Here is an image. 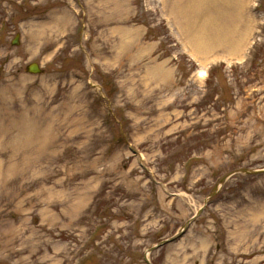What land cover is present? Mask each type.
Segmentation results:
<instances>
[{"label":"rangeland","instance_id":"rangeland-1","mask_svg":"<svg viewBox=\"0 0 264 264\" xmlns=\"http://www.w3.org/2000/svg\"><path fill=\"white\" fill-rule=\"evenodd\" d=\"M189 4L0 0V264H264V0Z\"/></svg>","mask_w":264,"mask_h":264},{"label":"bare ground","instance_id":"bare-ground-1","mask_svg":"<svg viewBox=\"0 0 264 264\" xmlns=\"http://www.w3.org/2000/svg\"><path fill=\"white\" fill-rule=\"evenodd\" d=\"M189 1L191 2V4H189V7H192L193 8L194 7V4L196 6L201 0H189ZM165 6L167 7V5H165V3H164V7ZM180 8H181V6H178L177 3L174 2L173 5L171 6V11L173 13H175V11H179ZM187 36L188 35H186V38L187 39L184 37L186 39L185 40V43L188 44V45H190L192 47L193 52H195L197 54L198 53L204 54V52L207 53V50H205L206 48L202 49L203 42L202 41L200 42V38L199 37H197L196 35H194L193 37H191V36L190 37H187ZM242 42H243L242 39L239 40V41H235V44L236 45L233 48V51L231 49H228V52L226 53V55L230 56V55L237 54L241 50V48H242ZM202 54L201 55L199 54L200 55V58H205V56L202 55Z\"/></svg>","mask_w":264,"mask_h":264},{"label":"water","instance_id":"water-1","mask_svg":"<svg viewBox=\"0 0 264 264\" xmlns=\"http://www.w3.org/2000/svg\"><path fill=\"white\" fill-rule=\"evenodd\" d=\"M18 38H19V35L17 34L14 39L12 40V44H16L18 43ZM26 70L30 73H40L41 72V69L39 68V65L35 62L33 63H30L27 65L26 67ZM240 171H243V172H250L246 169H240ZM226 177H223V179L221 180L222 182L225 180ZM189 223V221H187V223L184 225V227L182 228V231H184L185 227L187 226V224ZM164 241L158 243L156 246H160L163 244ZM155 246V247H156ZM154 247H152L150 250H152Z\"/></svg>","mask_w":264,"mask_h":264},{"label":"trees","instance_id":"trees-1","mask_svg":"<svg viewBox=\"0 0 264 264\" xmlns=\"http://www.w3.org/2000/svg\"><path fill=\"white\" fill-rule=\"evenodd\" d=\"M221 66H223V64L211 66L209 68V70H208L207 79L209 77H210V79H212L214 77V75L217 73V70H219ZM114 88H115V84L111 80V85H109V86L107 85V93L106 94H107L108 97H111L112 96L111 94L114 92Z\"/></svg>","mask_w":264,"mask_h":264}]
</instances>
